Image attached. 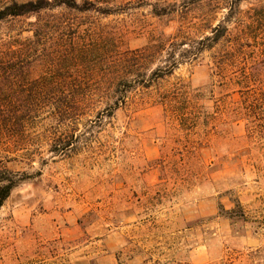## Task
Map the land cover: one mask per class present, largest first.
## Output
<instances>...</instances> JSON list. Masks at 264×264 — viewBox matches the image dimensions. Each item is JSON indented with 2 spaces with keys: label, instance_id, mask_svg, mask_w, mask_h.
Wrapping results in <instances>:
<instances>
[{
  "label": "rangeland",
  "instance_id": "374dc122",
  "mask_svg": "<svg viewBox=\"0 0 264 264\" xmlns=\"http://www.w3.org/2000/svg\"><path fill=\"white\" fill-rule=\"evenodd\" d=\"M90 1L0 22L81 100L0 128V264H264V0Z\"/></svg>",
  "mask_w": 264,
  "mask_h": 264
},
{
  "label": "trees",
  "instance_id": "16d2710c",
  "mask_svg": "<svg viewBox=\"0 0 264 264\" xmlns=\"http://www.w3.org/2000/svg\"><path fill=\"white\" fill-rule=\"evenodd\" d=\"M62 8L79 12L98 11L104 14L119 12L116 7H101L90 0L12 1L0 7V22L23 16L39 17L43 12ZM155 13L161 14L157 9ZM206 39L216 43L220 35L215 33ZM35 62L27 46L17 49L10 47L4 55L0 54V128H6L5 131L11 127L24 130L31 120H36L40 112L63 123L66 121L65 117L78 110L81 104V100L75 96L71 100L64 99L62 94L66 91L60 88L62 84L70 81L78 86L79 79H33L31 76ZM51 151L60 155L65 152L64 148L56 146L52 147ZM19 183L20 179L0 167V208Z\"/></svg>",
  "mask_w": 264,
  "mask_h": 264
}]
</instances>
